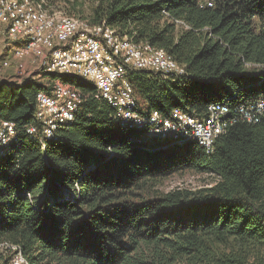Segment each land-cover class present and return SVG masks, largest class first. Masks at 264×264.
Here are the masks:
<instances>
[{
    "label": "trees",
    "instance_id": "1",
    "mask_svg": "<svg viewBox=\"0 0 264 264\" xmlns=\"http://www.w3.org/2000/svg\"><path fill=\"white\" fill-rule=\"evenodd\" d=\"M90 1L93 24L162 48L186 69L172 77L130 70L140 112L178 108L203 118L212 103L234 110L264 97V0ZM78 8L69 13L84 17ZM38 75L0 80V122L18 131L0 156V242L18 245L29 264H264V113L232 122L208 153L195 140L122 125L91 81ZM58 78L87 98L43 141L27 128L37 94ZM184 170L213 176L214 185L157 189ZM12 256L1 254L0 264Z\"/></svg>",
    "mask_w": 264,
    "mask_h": 264
},
{
    "label": "built area",
    "instance_id": "2",
    "mask_svg": "<svg viewBox=\"0 0 264 264\" xmlns=\"http://www.w3.org/2000/svg\"><path fill=\"white\" fill-rule=\"evenodd\" d=\"M174 21L189 28L183 21ZM7 47L21 73L26 58L35 59L37 67L26 77L4 76V68L10 67L11 58L7 56L0 61V80L21 82L35 72L77 75L95 84V96L115 109L122 125L173 143L195 140L208 153L232 122L241 119L255 123L264 113V97L234 110L225 102L212 103L203 118L178 108L169 116L156 110L140 112L129 71L144 69L172 77L186 73L185 67L166 50L136 42L106 22L93 24L88 18L57 11L52 0H0V52ZM86 98L77 86L60 78L54 80L50 93L37 94L36 124L27 128L28 134H41L43 141L54 137L58 129L75 119ZM17 132L14 122H0V156L16 139ZM7 251L13 252L11 264H29L18 245L0 242V255Z\"/></svg>",
    "mask_w": 264,
    "mask_h": 264
},
{
    "label": "rangeland",
    "instance_id": "3",
    "mask_svg": "<svg viewBox=\"0 0 264 264\" xmlns=\"http://www.w3.org/2000/svg\"><path fill=\"white\" fill-rule=\"evenodd\" d=\"M74 5H79L80 8H78L80 11H83V18H87L90 14V9L92 7L91 1L90 0H68L67 3H62V2H56L55 3V9L57 11L63 12L65 14L71 15L69 13V9H72V6ZM11 48L7 47L4 50H2L0 52V61H2L3 58L9 56L10 59V67L8 68H4L3 70V75L10 77L13 75H21L23 77H26L27 75L31 74L32 72H34L36 70V62L31 64H25V59L23 61L24 63V69L23 72L21 73V71L18 69V63L17 60L13 59V52H11ZM2 53V55H1ZM36 74L33 75L36 77H41L40 75H37V72H35ZM32 76V75H30ZM48 79H45L44 81L46 82ZM53 83V82H52ZM158 187L157 189L163 193L169 192V191H174V190H178V189H187V190H191V191H197L200 189H204V188H209L212 187L214 185V177L213 176H209L208 174H202V173H197L195 171H189V170H184L181 172H177L171 176H169L168 178H165L163 180H160L157 183ZM233 243V242H231ZM232 244L230 245H218L219 249H227L228 247H231Z\"/></svg>",
    "mask_w": 264,
    "mask_h": 264
},
{
    "label": "crops",
    "instance_id": "4",
    "mask_svg": "<svg viewBox=\"0 0 264 264\" xmlns=\"http://www.w3.org/2000/svg\"><path fill=\"white\" fill-rule=\"evenodd\" d=\"M1 55H2V53H1ZM36 62V64H37V61L35 60V59H33V58H26L25 59V64H33V63H35Z\"/></svg>",
    "mask_w": 264,
    "mask_h": 264
},
{
    "label": "water",
    "instance_id": "5",
    "mask_svg": "<svg viewBox=\"0 0 264 264\" xmlns=\"http://www.w3.org/2000/svg\"><path fill=\"white\" fill-rule=\"evenodd\" d=\"M149 137H151V136H149ZM156 138H158V137H156Z\"/></svg>",
    "mask_w": 264,
    "mask_h": 264
}]
</instances>
